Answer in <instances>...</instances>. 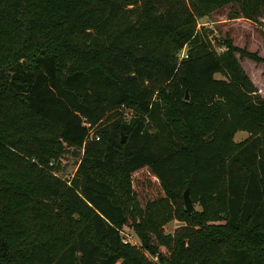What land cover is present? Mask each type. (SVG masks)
<instances>
[{
    "label": "trees",
    "instance_id": "trees-1",
    "mask_svg": "<svg viewBox=\"0 0 264 264\" xmlns=\"http://www.w3.org/2000/svg\"><path fill=\"white\" fill-rule=\"evenodd\" d=\"M227 6L264 20V0H0V264H264V99L236 54L261 60L197 24Z\"/></svg>",
    "mask_w": 264,
    "mask_h": 264
},
{
    "label": "rangeland",
    "instance_id": "rangeland-1",
    "mask_svg": "<svg viewBox=\"0 0 264 264\" xmlns=\"http://www.w3.org/2000/svg\"><path fill=\"white\" fill-rule=\"evenodd\" d=\"M230 12V6H227L221 10L212 12L207 18H203L197 21L198 27H204L212 33L214 37V45L217 52H220L222 48L217 44L221 43L226 37H228L233 46L240 51H245L248 55H253L261 61L256 62L248 57L240 56L236 54L240 66L247 74L258 95L264 99V20L261 18L255 21H250L239 16L238 19L230 20L228 14ZM184 49L178 58L182 59L185 55ZM220 78V76H216ZM248 137L246 132H238L234 136V142H241ZM83 153V151L81 152ZM78 158L68 154L61 160V171L57 174L61 179H67L71 177L76 169ZM133 189L136 191L140 204L143 206L147 200L154 197L162 196V192L155 182V179L146 171L135 173L132 176ZM194 209H198L194 205ZM183 223L173 220L166 224V234H172L173 231L182 226ZM123 236L129 238L132 244L139 245L138 239L133 233L126 227L121 229Z\"/></svg>",
    "mask_w": 264,
    "mask_h": 264
},
{
    "label": "water",
    "instance_id": "water-1",
    "mask_svg": "<svg viewBox=\"0 0 264 264\" xmlns=\"http://www.w3.org/2000/svg\"><path fill=\"white\" fill-rule=\"evenodd\" d=\"M187 100V96L185 97ZM124 141V139H122ZM183 203H184V208L187 214H191L195 209L192 204V201L189 198L188 190L186 189L183 193Z\"/></svg>",
    "mask_w": 264,
    "mask_h": 264
},
{
    "label": "built area",
    "instance_id": "built-area-1",
    "mask_svg": "<svg viewBox=\"0 0 264 264\" xmlns=\"http://www.w3.org/2000/svg\"><path fill=\"white\" fill-rule=\"evenodd\" d=\"M95 140H98V138H95ZM128 242H129V238H125V237H124L123 243H124V244H127Z\"/></svg>",
    "mask_w": 264,
    "mask_h": 264
}]
</instances>
